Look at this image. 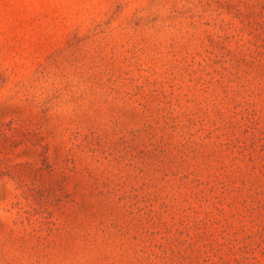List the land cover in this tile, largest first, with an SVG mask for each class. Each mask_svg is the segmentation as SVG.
Masks as SVG:
<instances>
[{"label": "rangeland", "instance_id": "1", "mask_svg": "<svg viewBox=\"0 0 264 264\" xmlns=\"http://www.w3.org/2000/svg\"><path fill=\"white\" fill-rule=\"evenodd\" d=\"M0 264H264V0H0Z\"/></svg>", "mask_w": 264, "mask_h": 264}]
</instances>
